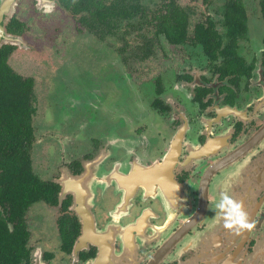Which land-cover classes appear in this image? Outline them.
Masks as SVG:
<instances>
[{
	"label": "flooded vegetation",
	"instance_id": "1",
	"mask_svg": "<svg viewBox=\"0 0 264 264\" xmlns=\"http://www.w3.org/2000/svg\"><path fill=\"white\" fill-rule=\"evenodd\" d=\"M12 92L35 181L0 155V264H264V0H0Z\"/></svg>",
	"mask_w": 264,
	"mask_h": 264
},
{
	"label": "trees",
	"instance_id": "2",
	"mask_svg": "<svg viewBox=\"0 0 264 264\" xmlns=\"http://www.w3.org/2000/svg\"><path fill=\"white\" fill-rule=\"evenodd\" d=\"M13 81L7 75L6 82ZM14 91L15 86L10 85ZM0 117L3 114L5 130L0 132V155L7 157L5 161L7 174L23 173V177L14 179L8 178L7 188L30 189L35 181L31 176V162L26 154L25 143L29 136L30 114L25 98L18 93H11L2 100L0 99ZM2 121V118L0 119ZM9 262V260H8Z\"/></svg>",
	"mask_w": 264,
	"mask_h": 264
},
{
	"label": "rangeland",
	"instance_id": "3",
	"mask_svg": "<svg viewBox=\"0 0 264 264\" xmlns=\"http://www.w3.org/2000/svg\"><path fill=\"white\" fill-rule=\"evenodd\" d=\"M101 70L102 69H97L91 64H87V62L83 59L77 61L74 66H71V67L68 66V68L62 69L60 72V77H66V78L70 79L67 81V83H70L68 86L69 89L66 91V94H64V95L65 96L66 95L67 96L68 95L73 96V93H75L76 91H78V92L81 91V92H83V95L87 96L89 99L91 96H90V92L88 91V88L93 81H98V79H99L98 77H101ZM97 71H98V76L96 75V76L91 77V75L97 73ZM60 77H58V78H60ZM56 87L58 88V90L60 89L59 84ZM123 90H124L123 88H119V93ZM108 94L110 95V93H108ZM129 96H131V97L128 98V95H127V98H128L127 103H128V105H132L135 98L131 94ZM75 97H77L78 99H82L80 97V95L75 96ZM108 100L110 101V103L113 102L112 100H114L116 102L117 106L121 108L122 103L126 99L118 97V96L117 97L112 96V99L110 97H108ZM133 107H134V105H133ZM82 108L85 109L86 105H83ZM105 109H108V108H105ZM129 110L132 112V106L129 108ZM55 114L57 117V113H55V111L52 110L50 112V116H52V117H54ZM107 115H109L107 113V111L101 112V114H100L102 119H105V117ZM51 121H52V118H51ZM99 124H101V119H99Z\"/></svg>",
	"mask_w": 264,
	"mask_h": 264
},
{
	"label": "clouds",
	"instance_id": "4",
	"mask_svg": "<svg viewBox=\"0 0 264 264\" xmlns=\"http://www.w3.org/2000/svg\"><path fill=\"white\" fill-rule=\"evenodd\" d=\"M241 215L243 216V214L241 213ZM242 226H245V225H242Z\"/></svg>",
	"mask_w": 264,
	"mask_h": 264
}]
</instances>
